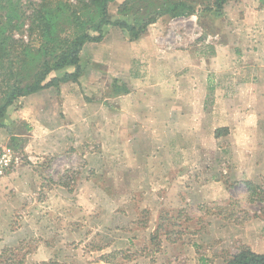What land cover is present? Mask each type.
Instances as JSON below:
<instances>
[{
    "label": "rangeland",
    "instance_id": "1",
    "mask_svg": "<svg viewBox=\"0 0 264 264\" xmlns=\"http://www.w3.org/2000/svg\"><path fill=\"white\" fill-rule=\"evenodd\" d=\"M62 1L70 5L78 2L51 0L50 7L54 9ZM88 1L83 0L85 4ZM165 1L168 0H154L151 6L145 7L138 2L131 5L118 0L111 6L110 16L113 20H129L140 10L138 15L143 18L147 9L153 11ZM182 1L193 6L196 12L181 17L163 16L138 41H131L118 27L108 26L102 42L87 43L81 53L84 75L80 85H76L81 91L78 97L83 96L96 104L92 110H115L114 80L143 89L147 78L154 76H158L155 84L159 96L164 67L168 64L164 51H187L208 59L217 50H226L227 44L235 39L237 45L242 36L247 35L244 38L250 43L253 31H264V16L260 18L253 12L261 11L264 15L261 0H231L220 18L200 13L205 7H211L214 0ZM41 2L0 0V25H4L5 30L10 20L11 24H19L20 30L10 33L8 29L6 33L17 41L31 43V18ZM82 5L75 9L86 21L89 16L82 12ZM4 30L0 31L1 35ZM31 44L39 47L41 42L37 44L33 40ZM8 60H3L4 66L9 65ZM0 71L2 106L6 99L3 91L16 83L24 86L31 83L34 71L28 75L19 70L17 78L8 77L3 72L4 67ZM65 71H56L51 76L62 75ZM151 72L156 74L150 75ZM3 78L5 84L1 82ZM12 136L13 133L0 131V153L4 148L11 149L21 157L20 166H37L41 161L39 157L33 153L30 160L24 150L27 143L24 139L13 141ZM106 142V148L112 150L114 145L110 138ZM85 144L92 158L84 159V152L75 150L73 157L56 155L43 160L49 166L40 191L18 200L7 201L0 197V207L6 202V207L11 204V209L16 210L11 216L9 230H0V264H189L202 257L205 264H220L223 252L234 253L247 245L246 241L251 242L253 247H249L253 250L264 252V226H260L264 223V204L252 201L242 183L233 185L232 194L220 200H205L196 206L183 205V202L179 210L165 208L158 216L152 215L149 208L157 210L155 200L135 199L134 206H129L133 201L115 197L122 193L116 177L117 152H104L107 157L100 162L98 138L90 137V143ZM65 166L68 170L63 171ZM257 184L264 187V179ZM68 191L72 194L68 195ZM133 207L138 209V215ZM3 221L1 217L0 223ZM160 224L162 228L158 233ZM0 228L3 229V225ZM236 235L240 236L236 238ZM179 242L195 247L197 261L195 253L183 252L167 262V243Z\"/></svg>",
    "mask_w": 264,
    "mask_h": 264
},
{
    "label": "crops",
    "instance_id": "2",
    "mask_svg": "<svg viewBox=\"0 0 264 264\" xmlns=\"http://www.w3.org/2000/svg\"><path fill=\"white\" fill-rule=\"evenodd\" d=\"M244 36L208 59L187 51H164L168 64L161 95H156L158 76L147 78L145 88L129 84V94L114 96L115 110H92L96 104L78 97L76 85L81 82L20 98L8 109L0 131L13 133L17 141L24 139L29 159L34 153L41 161L34 167L19 164L1 177L0 197L18 200L40 191L49 166L43 160L73 157L75 150L83 151L84 159L91 157L85 148L90 137L101 145L100 162L107 157L104 152H117L122 193L115 197L133 201L129 206L135 199L155 200L157 210L149 208L152 215L165 208L179 210L183 202L196 206L220 200L232 194L237 182L258 183L264 179V31H253L250 43ZM109 138L112 150L106 148ZM14 211L11 204L1 205L0 230H9ZM180 243H167V262L183 252L195 253L197 261L195 247Z\"/></svg>",
    "mask_w": 264,
    "mask_h": 264
},
{
    "label": "trees",
    "instance_id": "3",
    "mask_svg": "<svg viewBox=\"0 0 264 264\" xmlns=\"http://www.w3.org/2000/svg\"><path fill=\"white\" fill-rule=\"evenodd\" d=\"M117 1L89 0L85 4L83 0H78L76 5L62 1L56 8L52 9L50 7L51 0H42L33 11L29 27L31 43L33 40L37 44L40 41L39 47H34L31 43L25 44L22 40L17 41L12 38L13 35L9 36L6 33L8 31L11 33L14 29L20 30L22 26L19 24H11L12 21L10 20L5 30L4 25H0V31L4 30L3 34H0V70H3L4 67L3 72L11 78H17L20 75L19 70L28 75L34 71L31 83L25 86L16 83L3 91L6 99L0 106V128H4L3 119L8 109L20 98L52 87L59 89L63 84L79 83L84 75L81 63L82 50L87 43L102 42L106 27H118L127 33L131 41H138L148 32L149 27L161 17H181L196 12L193 6L182 0H168L153 11L147 9L143 18L138 15L140 12L138 10V14L129 20H113L110 16V10ZM152 1L154 0H125L124 4L134 5V2H138L141 5L145 4L146 7L147 5L151 6ZM229 1L231 0H214L211 7H205L200 13L212 14L220 18ZM261 4L264 6V0H261ZM79 5H82V12L89 16L88 20L83 21L82 17L78 15L79 12L75 8ZM70 28L73 29V32H69ZM5 58L9 59L8 66L3 64ZM56 71L65 72L62 75L51 76ZM1 82L5 84V78ZM112 88L115 95L130 93L127 84L121 83L120 80H114ZM219 132L217 130V136ZM12 140L17 141V138L13 137ZM244 185L249 191L252 201L264 204L263 186L250 181L244 182ZM160 228H162L161 224L156 230L158 233ZM222 254L224 264H264V254L254 252L247 245H242L234 253L225 251ZM200 260L201 264H205L204 257Z\"/></svg>",
    "mask_w": 264,
    "mask_h": 264
},
{
    "label": "built area",
    "instance_id": "4",
    "mask_svg": "<svg viewBox=\"0 0 264 264\" xmlns=\"http://www.w3.org/2000/svg\"><path fill=\"white\" fill-rule=\"evenodd\" d=\"M21 161V157L13 150L4 148L0 153V177L6 175L10 170L16 168Z\"/></svg>",
    "mask_w": 264,
    "mask_h": 264
}]
</instances>
